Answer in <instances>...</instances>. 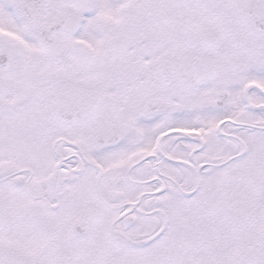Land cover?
<instances>
[{
	"label": "snow or ice",
	"instance_id": "snow-or-ice-1",
	"mask_svg": "<svg viewBox=\"0 0 264 264\" xmlns=\"http://www.w3.org/2000/svg\"><path fill=\"white\" fill-rule=\"evenodd\" d=\"M0 264H264V0H0Z\"/></svg>",
	"mask_w": 264,
	"mask_h": 264
}]
</instances>
